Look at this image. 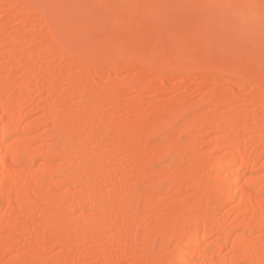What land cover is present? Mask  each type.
<instances>
[{
	"label": "rangeland",
	"instance_id": "rangeland-1",
	"mask_svg": "<svg viewBox=\"0 0 264 264\" xmlns=\"http://www.w3.org/2000/svg\"><path fill=\"white\" fill-rule=\"evenodd\" d=\"M46 1L48 6L51 2L63 9L80 6L92 8L87 16L89 23L84 22L86 27L89 24L87 31L80 33L82 38L78 37V40L76 36L73 37V33L72 36L65 33L66 36L62 35L61 40V34L58 36L53 32L52 25L50 26L41 9L33 4H26L24 0H0V40H4V43L0 41V81L5 77L0 84H6L1 86L4 88L3 99L6 101L18 102L19 94L20 99L23 95L27 97L21 102L22 119L18 125L20 129L26 125L33 126L30 136L24 140L29 145V152L39 148L53 151L55 154L50 160V167L57 166L62 161L71 163L72 183L62 182L54 186L44 181L36 189L27 186V180L33 179L35 172L44 163L40 157L28 172L23 171L24 165L15 167V189L29 194L26 195L32 206L26 207L28 203H22L24 199L16 197L13 192L10 196L12 205L8 207L6 198L0 195V200L3 201H0V264H148L146 260L149 257H152L153 264H173L175 248L170 239V230L174 232L176 228L175 232L181 234L196 218V209L190 210L187 219L184 216L185 204L190 203V200H198L202 209L200 214L211 213L208 228L214 230L212 240H216L220 229L228 228L236 218L233 203L216 206L211 195L212 190L222 182L217 173L219 169L214 166L226 152L225 148H221L219 140L233 134L232 130L223 127L222 122L232 119L237 126L247 128L263 109L264 91L258 90L252 79L257 80L256 77H259L264 89V0H200V3L197 0L199 4L195 0ZM130 5L139 6L138 9L141 10L128 9ZM159 7H162V14L155 17ZM252 7L263 12L251 15L249 11ZM237 9L242 13H237ZM234 13L240 14L234 27L243 30L241 35L227 33L232 26L230 15ZM185 15L194 18L195 26L188 25L184 33L174 37L175 40L169 37L157 40L164 42V45L175 44L176 47V42L178 45L180 41L189 42L204 33L202 36L212 44V51L208 56L211 60L217 61L224 57L250 60L248 66L253 72L248 70L243 75L237 73L231 83L228 76L219 71L211 72L204 79L194 71L182 79L183 73L179 68L189 62L203 60L200 52L169 56L166 49L154 50L152 44L150 49H146L147 52L145 48H140L144 47L140 40L142 44H135V49L132 48L135 57L138 47L140 51L137 49L136 54L145 51L142 53L143 57H137L142 61L150 56L153 61L167 60L172 65L157 68L158 76L147 80L146 90L144 88L140 92L137 89L136 92L134 85L145 80L146 72L153 66L143 64V72H137L134 68L112 72L105 68L98 76L93 77L91 65L83 62L80 65L79 59L74 56L75 51L73 55L69 54L76 40L90 43L106 36L125 39L128 37H125L127 33L124 29L128 25L136 31L150 30L153 37L157 33L161 34L169 25H175L178 16L179 19ZM129 19L132 22L126 24ZM197 19L205 20L206 23ZM214 23H220V29H210L209 25ZM69 37V43L73 38L76 39L75 43L72 40L74 44L71 42V47L67 46L68 51L64 48L61 51L59 48V52L54 51L57 49L56 45L67 43ZM115 39L113 43L118 46ZM122 39L119 41L122 42ZM128 39L125 40L129 42ZM142 40L145 42L144 38ZM28 42L39 48L29 54L30 57L27 55ZM108 42L112 46V40ZM69 43L67 44L70 45ZM184 43L180 45L188 44ZM10 44L16 46L14 54L7 51ZM252 44L255 47L250 51ZM128 45L131 46L126 43L122 48L128 50ZM90 48L91 46L86 49L87 52H92ZM51 51L55 54L52 55ZM79 55L81 56L80 53ZM26 62L29 63L25 64ZM69 79L74 80L75 84ZM110 87L112 90L118 89L119 94L117 96L115 93L116 99L103 101V93ZM86 89L103 98L101 97V101L91 99ZM213 91L217 92L218 97L216 101L209 102L207 96ZM229 96L232 97L229 100L232 104L227 100ZM2 122L7 123V120ZM126 122L133 128L128 127ZM260 123L264 125V117L260 118ZM261 124L257 130L247 129L240 135L242 144H251V147H242L241 150L259 168L254 175L261 179L259 185L264 184V127H260ZM66 126L69 127L65 129ZM71 126H74L73 132L75 128L83 127V136L71 146V150L70 146L67 150L70 141L67 143L64 135L69 134L66 130L69 131ZM138 126L140 130H136ZM58 127L65 131L61 129L59 132ZM116 142L122 148L116 146ZM83 155L87 158L79 169L82 172L77 173L78 161ZM145 172H149V176L145 177ZM211 174L216 176L215 179ZM248 176L245 174L244 178ZM89 184L88 191L95 192L100 186H105L104 189L112 195L109 198L105 194L99 201L97 199L94 213L97 224L86 223L85 227L79 228L82 224L79 220L81 214L91 212L93 205L86 204L70 211L72 202L69 200L59 206L54 201L58 200L59 195L69 192L72 186L78 194ZM194 184H199V187ZM83 195L79 193L77 197ZM113 195L117 197L118 204L108 210L106 202ZM259 202L264 203V194ZM171 208L174 209V215L166 212ZM56 216L62 221L60 224L55 222L58 226L53 222V217ZM253 216L254 218L240 215L236 218L239 226L230 236L229 244L241 231L246 217L251 220L248 229L251 240L262 237L264 230L255 228L257 218ZM113 221L115 225L111 227ZM143 235H147L146 238ZM62 236L67 237L64 239L67 241ZM229 244L221 249L223 255H227ZM200 264L208 262L205 260Z\"/></svg>",
	"mask_w": 264,
	"mask_h": 264
},
{
	"label": "bare ground",
	"instance_id": "bare-ground-1",
	"mask_svg": "<svg viewBox=\"0 0 264 264\" xmlns=\"http://www.w3.org/2000/svg\"><path fill=\"white\" fill-rule=\"evenodd\" d=\"M198 1H199V3L201 2L200 0H198ZM198 1L195 0V2H197V3H198ZM210 1H212V0H210ZM24 2L33 4L34 6H36V8L41 9L43 11V13L45 14V18H47V20L50 23V26L52 25L51 29L53 30V32L55 34L57 33L58 36L61 34L60 35L61 40L63 37L62 35H65V33H66V35H69V36L70 35L72 36L71 33L75 34L73 37L76 36V38L78 40L79 38H82V37H80V33L87 31V27L89 26V24L86 27L87 24L84 25V22L87 21V23H89L87 16L90 14L92 8L90 9V8H87L86 6H80L78 8H70V9L67 7H64V9H63V7L58 8L57 6H54V3H51V2L48 6L46 0H24ZM135 6L136 5H130L128 9H131V8L132 9H138L139 8V6L138 7H135ZM161 8L162 7H159V10L157 12H155V15H156L155 17H158L159 15L162 14ZM206 8H207V6H206ZM89 9H90V12H89ZM187 9H189V8H187ZM138 10H141V9H138ZM236 12L242 13L240 9H237ZM249 12L251 15H258L259 12H263V11L257 7H252ZM237 13L230 15V16H232V21H231L232 26L229 27L228 32H227L228 34H231V35L232 34H237V35L242 34V31H243L242 29H237L236 27H234V23H237L236 19L240 18V14H237ZM186 14H189V13H186ZM178 17L175 20V23H176L175 25H169L167 27V29L164 30L161 34L157 33L156 34L157 36L154 35L155 36V37L153 36L154 38L152 37L150 30L149 31H142V30L136 31L134 29L135 32L133 35L132 32L134 30H133V28L131 29L128 25L127 28L124 29V32L127 33L126 34L127 36H125V37L130 38V40L128 38H125V39L129 40V42H127V40L122 39V37H120L119 40L122 39V42H120L118 39L113 38L116 40L115 43L118 46H116L113 43L114 40L112 39V37H109V36H106L104 38L101 37V39L99 38L93 42H90L91 40L88 41L90 43H86L87 41L85 43H81L80 40L79 41L76 40V43H75L74 39H76V38L72 39V37H71V39L74 41L75 44L72 42V40H71V42L74 45L71 44V42L69 43V41H70V37H69V40L67 38L68 41L66 40V42L69 43L70 45H68L67 43L62 45L60 43V45L58 46V45H56L57 44L56 43L54 45L57 46V47L55 46V48H57V49L54 48L55 49L54 51L57 52L59 48H60L59 51H61V48L62 49L64 48L65 50H67V49L69 50V48L67 46L71 47V45H73L71 47L72 51L69 50L70 53L69 52L68 53L72 54V55L75 53L74 56H76L79 59L78 61H80L79 62L80 65L82 64V62L84 64L87 63V64L91 65V67L93 68V73H92L93 77L98 76V74L101 73L100 71L104 70L105 68H106V70L112 71V72H118V71H121V69L123 70V69H128V68H134L137 72H143L142 69L145 68V67L144 68L142 67L143 64L146 63V64H149L150 66H153L154 67V68H152L153 70L152 69H150L149 71L147 70L148 71V72H146L147 75H145L146 79L141 80L140 83H137V85H134V86H136V87H134V89L136 88V92H137V89L140 90V92H142L144 90V88L146 90L145 86H147L146 85L147 80H150L152 78H156L158 76L157 68L172 65V63L167 61V60L153 61L150 56H147L148 50H146V49L148 47L150 49L151 44H152V46H154L153 49L154 48H156L158 50H161V48L164 50L166 49L167 50L166 52L169 54V56L183 55V54L186 55V54L200 52L199 54L204 57L203 60H200L199 62H189L187 64L182 65L179 68V70H181L183 73L182 79H184V77L185 78L187 77L186 74H189V73L194 72V71L198 74V76H200L201 78L203 77V79H204V77L206 78V77L210 76L209 74L211 72L219 71L221 73L226 74L228 76L227 79H228L229 83H231V79L233 77H235V75L237 73H240L241 75H243V74H246L248 72V70L253 72V70H251L252 68L250 69L248 66V62L250 60L233 59V58H228V57L218 59L217 61L211 60L208 56L210 54V51H212V44L204 36H202L204 33L202 35H198V37L192 39L189 42L184 43L183 41L178 40V42L180 41L179 42L180 44L188 43L186 45L181 46L180 44L178 45V43L176 42V45L178 46V48H177V46L174 47V45H175L174 43H173L174 45H172V44H168V45L165 44L164 45L163 44L164 42L160 43V41L162 39L161 37H163V38L164 37L174 38L175 36L181 35L182 33H184L186 30V27L188 25L189 26L190 25L195 26V23H194L195 20L190 15H185L184 17H180L179 19H178ZM173 19H175V18H173ZM197 20H200L201 22L206 23L205 20H202V19H197ZM131 22H132V19H129L128 21H126V24H130ZM219 24L220 23H214L213 25L211 24V25H209V28L212 30H218L221 27V26H219ZM201 28L203 30H205L202 26H201ZM130 29L133 31L131 32ZM129 33H131V34H129ZM158 35H160V36H158ZM130 36L132 37V40H131ZM133 36H134V38L136 36V38L133 39ZM88 37H90V35ZM88 37L86 39H88ZM16 38H19V37H16ZM65 38L63 39L64 42H65ZM95 38H96V35H95ZM142 38L145 39V42L142 40ZM157 39H160V41H158ZM111 40H112V46L108 42V41L111 42ZM140 40L144 44H142V42ZM174 40H175V38H174ZM6 41H5V43L9 42V41H7V42ZM1 43H4V40L1 41ZM14 43H16V42H14ZM126 43L131 45V46L128 45L129 46L128 50H126V49L124 50L125 47L122 48L123 45H126ZM16 44H18V43H16ZM108 44H109V46H108ZM139 44L144 45V47L140 46V48H143V49L145 48V50L147 51L145 54L147 57H149V58H146L147 60H145L143 58V61H142L141 58H137V57H141L142 53H145V51H141V52H138L139 54H136L137 51L139 50L138 47L135 50L136 51L135 55H137V56L135 57L133 55L134 54L133 50L135 49L134 45L139 46ZM12 45L13 46H11V44H10V46H8L9 48L7 50V51H9L8 53H10V54H14L16 52V49H14V47H16V46H14V44H12ZM27 45H28L27 46L28 47V51H27L28 54L27 55L33 54L34 52H36V50L38 51V49H39L38 47L36 48L33 45V43L31 44V42L30 43L28 42ZM113 45H115V46H113ZM145 45H147V46L145 47ZM170 45H172V46H170ZM89 46H91L90 49L92 50V52H90V50H89V52H87L88 50H86V49L89 48ZM254 47H255V44H252L250 51H252ZM43 48H45V47H43ZM132 48H134V49L132 50ZM84 49L86 50V52L88 54L85 52ZM154 50H152V51H154ZM44 51H45V49H44ZM128 51H130V53H128ZM47 52L48 51L46 50L45 53H47ZM84 52H85V54H84ZM149 52H151V51L149 50ZM244 52H241V54H243ZM51 53H52V51H51ZM79 53L81 54L82 57L79 55ZM53 54H55V52L52 53V55ZM91 54H93V56ZM129 54H131V55H129ZM47 56H49V55H47ZM86 56H87V58H86ZM90 56L92 57V59ZM29 57H30V55H29ZM49 57H51V54ZM82 59H84L85 61ZM89 59L92 60V62ZM195 59H197V58H195ZM87 61H89L90 63H88ZM27 63H29V62H26L25 64H27ZM28 65H30V64H28ZM234 69H236V70H234ZM6 73H8V72H6ZM5 75H7V74H5ZM8 75H9V73H8ZM4 78L0 82H3ZM256 78H257V80L255 78L252 79L253 83L256 84L258 90L264 91L263 84L260 82L261 81L260 78L259 77H256ZM69 80L71 81V83L75 84L74 80H72V79H69ZM5 81H7V79H5ZM5 83L6 82H4V84ZM7 85H8V83H7ZM1 86L4 87L2 84H0V103H2V104H0L1 105V107H0V195L1 196L3 195L6 198V201L4 200L5 198H3V200L7 203L6 205L8 207H10L12 205L10 196L12 195L13 192H15L16 193L15 196L20 198V199H24L22 203H28V204H26V207L29 206V208H31L32 205L30 204V201H29L30 198H28L29 196H27L29 194L26 193L27 194L26 195L22 192H18L15 189V187H16L15 186V178H14L15 167L19 166V165H24L25 170H23V171L28 172L34 166V164H35L34 162L37 158L40 157V159L44 160V163L42 164V166L35 172L36 173V174H34L35 177L33 176L34 177L33 179H30V180L28 179L26 182L28 184V185L26 184L27 186H30V187L32 186L33 189L34 188L36 189L44 181H48V182H50L51 185H54V186H57L59 183H62V182L69 184L72 181V177H71L72 173L70 172V170H71L70 167L72 165L69 162L67 163V162L62 161L59 165L54 163V165H57V166L50 167V165H51L50 160L53 159V156L55 154L53 151L46 150L43 148H39V149H36L34 151L29 152V150H28L29 145L27 144V142L25 143L24 140H26L28 138V136H30V132L33 129V126H27L26 125L24 128L20 129L19 125H18V122L22 119V114L20 111V108L22 105L21 102H23L27 97H25V95H23V96H21V99H20V94H19V96H18L19 101L18 102L16 100L15 101L13 100V103H12V101H8V100L6 101L3 99V92H4L3 89L4 88H2ZM105 87H107V86H105ZM141 89H143V90L141 91ZM86 90L88 92L87 94H89L91 99H93L95 101H98V100L101 101L100 99L103 98L102 96H99V94L94 95L93 93H95V92H92V90H90V89H89V91H91L90 93H89L88 89H86ZM107 90H109V91H107ZM107 90L105 92L107 94V96L105 93H103L105 97L102 100L104 101V100L116 99L114 95H115V93L119 94L118 89L115 88L112 90L110 87V89H107ZM216 93H217L216 91H213L212 93L208 94L207 100H209V102L210 101H212V102L216 101V99L218 97ZM118 94H117V96H118ZM231 98L232 97L229 96L227 98V100L229 101ZM262 99H263V109L260 110V112L257 114V116H255L253 118V123L251 121V124L248 125L247 128H245L243 126H237L235 124V121L232 119H225L222 122L223 127L227 130H232L233 134H232V136H228V137L224 136L219 140L221 148H225L226 152H225V155L222 159L217 160L214 163V166L219 169V172H217V173L219 174L218 176H220V178H222V180H221L222 182L220 184H218L212 190L211 195L213 197V201H214L216 206H222L225 203H233L234 204V210L236 213V218H238V216H240V215H244V216L250 215V218H254L253 215H255L257 218V220L255 222V228L264 230V203L259 202V199L264 194V191H263L264 184L259 185L261 179L257 176H254L256 174V171L259 170V168L255 167V161L252 160L250 158V156L247 155L243 150H241L242 147H244V148L251 147V144L250 143L242 144L240 141V135L243 131H246L247 129L255 131V130H257V128L261 124L260 118L264 117V96L262 97ZM9 102H11V103H9ZM230 103L232 104V102L229 101V104ZM30 105H31V103H30ZM4 119L7 120V123L2 122V120H4ZM75 122H77V120ZM129 122H130V124H132L131 121H129ZM126 123H128V122H126ZM130 124L128 125V127H132V125L130 126ZM65 125H67V124H65ZM134 125H136V124H134ZM67 127H69V126H66L64 128L66 129ZM139 127L140 126H138V128L136 130H138ZM260 127H264V125L261 124ZM58 128H60L58 130H59V132H61L62 128L61 127H58ZM73 128H74V126H73ZM73 128L71 126L70 130L68 128L69 131L66 130V133L69 132V134L64 135V133H63V135L66 136L65 138H67V143H68V141H70L69 144L67 145V150H69V149L71 150V148L73 147V144L75 142H79L83 136V134H82L83 127L79 128V129L75 128L76 129L75 132H73ZM121 128L123 129V127H121ZM134 128H135V126H134ZM65 129H62V130L65 131ZM126 130H127V132L129 131L128 128H126ZM130 130L132 131L133 129L130 128ZM136 130H135V132H136ZM70 131H72V133ZM127 132H126V134H127ZM263 134L264 133H262V135ZM68 137H69V139H68ZM122 137H124V136H122ZM17 139H20V140H17ZM120 140H123V139H120ZM120 140H118L119 143H122V141H120ZM124 140H126V139H124ZM20 141H22V142H20ZM23 141H24V143H23ZM119 143L116 142V146L119 147L120 146ZM68 146H70V148ZM120 147L122 148V146H120ZM86 158L87 157H85L83 155L81 157V160L78 161L79 163H78V166L76 169L77 173L82 172V170H79V169H81L80 167L82 166L83 162H85ZM87 170L88 169H86V172H87ZM84 171H85V169H83V172ZM146 172H145V177L149 176V174H148L149 172L147 174H146ZM245 174L249 175L248 177H246V179L244 178ZM210 176L213 179H215V177H216L213 174H211ZM170 178H172V177H170ZM262 179L264 180V174L262 176ZM168 182L171 183V181H168ZM195 186L199 187V184H197ZM104 187L105 186H100L95 192L94 191L91 192V191H88V189L90 188V184H89L88 187L81 189L79 191V193L84 194L82 197L79 198V197H77V195L79 194V193L77 194L78 191L75 189L74 186H72L69 188V190H70L69 192L59 195L58 200L54 201V203H55V205L57 204V206H59L60 204H62V202L69 200L70 202H72V204L70 206V211H75L80 206L84 207L86 204L93 205V207H92L93 210L91 212L88 211L86 213V211H85L83 214H81L79 220L82 224L79 225V228H83V227H85L84 225L86 223H91V222L95 225V224H97V222L94 218L95 206H97V199L99 201V199L102 196H104L105 194L109 195V198L112 195L111 192L108 190H105ZM241 190H242V194H240ZM141 195L142 194H140L138 196H141ZM116 198L117 197L115 195H113L112 199H109L106 202V205H107L106 209L111 210L115 204H118V202L116 201L117 200ZM0 201H2V200H0ZM1 203H3V201ZM185 205H186V207L184 208V210L186 209V212L183 211V213H184V216H186L185 217L186 219L190 213V210L196 209L195 212L197 213V216H196V218H193V220L190 223V226L186 227L181 234H178L177 232H175V229H176L175 227H173V228H175L174 232H172L170 230L171 228L169 229L170 233L172 235L170 237V239L173 241L172 244L174 245V248L176 250V251L174 250V252H173V254H174L173 264H200L201 262H203L205 260L208 262V264H215L216 262H219L220 264H264V250H262V246H264L263 245L264 244V234L259 239L251 240L250 235H249L250 232L248 230V229H250L249 228V222L251 221L250 218L248 219L246 217L243 220V223H242L241 229H240L241 231L236 234V237L233 240V242L230 241V244H229L230 236L233 235V233H235L234 231H236L238 229V226H239L236 222V218L234 220V223H232L228 228H221L220 232H219V236L217 237V239L212 240L215 236V232L213 229L208 228V223H209V218H210L211 213L200 214L202 209L200 208L198 200L197 201L190 200V203H187ZM172 208L169 209V211L167 210L166 212H169L171 215H174V209H172ZM181 216H182V214H181ZM59 218L57 216L53 217L54 225H55V222L56 223L58 222V224H60L62 222V221H60ZM111 223H112L111 227L112 226L114 227L115 221H113ZM58 224H56L55 226H58ZM173 228H172V230H173ZM145 232H147V231H145ZM145 232H143V233L146 234ZM78 233H80V232H78ZM146 236L143 235L144 238H146ZM115 237H117V236H114V238ZM62 239L63 240L67 239V237L62 236ZM64 241H67V240H64ZM227 244H229V251H228L227 255H223L221 249L224 246H226ZM201 247H202V249L203 248L204 249L202 250ZM149 258H147L146 261L148 262V264H153L154 261H152V259H151L152 257H149Z\"/></svg>",
	"mask_w": 264,
	"mask_h": 264
}]
</instances>
